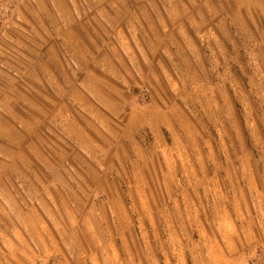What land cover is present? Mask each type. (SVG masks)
Listing matches in <instances>:
<instances>
[{"label":"rangeland","instance_id":"obj_1","mask_svg":"<svg viewBox=\"0 0 264 264\" xmlns=\"http://www.w3.org/2000/svg\"><path fill=\"white\" fill-rule=\"evenodd\" d=\"M139 5L0 3V264H264V0Z\"/></svg>","mask_w":264,"mask_h":264},{"label":"crops","instance_id":"obj_2","mask_svg":"<svg viewBox=\"0 0 264 264\" xmlns=\"http://www.w3.org/2000/svg\"><path fill=\"white\" fill-rule=\"evenodd\" d=\"M30 3L33 5L34 13L32 14V18H52L57 20V23H60L61 29L58 31L65 35V39L69 41L71 44L78 43V35L80 34L78 26L80 25L79 18L81 17L77 14V9L81 3H93L95 7L100 8L102 10H111L114 8L115 10L120 11L121 3L126 4L129 0H0V3ZM130 2H138L139 8L141 10V15H138L139 18H152L153 14L149 10V7L145 4L147 2H151V0H130ZM107 13V12H106ZM111 14V13H110ZM110 14L109 17L111 16ZM121 15V12L118 13ZM24 18L28 17V14H23ZM104 18V16H102ZM114 18V16H111ZM101 18V17H99ZM106 19V18H105ZM127 26L126 22L122 24H118L117 28H119V34H125V28ZM58 32L56 34H58ZM59 66L62 64H58ZM7 237V241L9 243L14 244L15 242L12 238L5 234Z\"/></svg>","mask_w":264,"mask_h":264}]
</instances>
